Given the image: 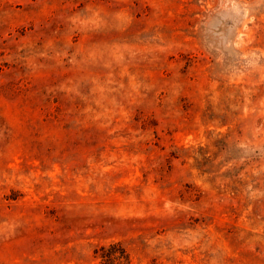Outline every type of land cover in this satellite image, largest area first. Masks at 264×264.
Masks as SVG:
<instances>
[{"label": "rangeland", "instance_id": "374dc122", "mask_svg": "<svg viewBox=\"0 0 264 264\" xmlns=\"http://www.w3.org/2000/svg\"><path fill=\"white\" fill-rule=\"evenodd\" d=\"M264 264V0H0V264Z\"/></svg>", "mask_w": 264, "mask_h": 264}, {"label": "trees", "instance_id": "16d2710c", "mask_svg": "<svg viewBox=\"0 0 264 264\" xmlns=\"http://www.w3.org/2000/svg\"><path fill=\"white\" fill-rule=\"evenodd\" d=\"M103 264H117L125 262L129 259L127 251L122 246V243L115 242L99 249Z\"/></svg>", "mask_w": 264, "mask_h": 264}]
</instances>
